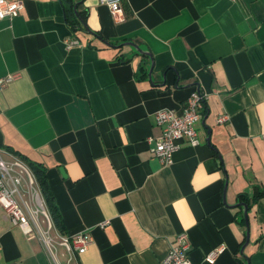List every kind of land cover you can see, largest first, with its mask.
I'll list each match as a JSON object with an SVG mask.
<instances>
[{"label":"crops","instance_id":"crops-1","mask_svg":"<svg viewBox=\"0 0 264 264\" xmlns=\"http://www.w3.org/2000/svg\"><path fill=\"white\" fill-rule=\"evenodd\" d=\"M9 1L24 8L0 21V80L16 76L0 147L46 169L64 232L93 243L53 257L0 206V264H162L182 233L192 264L219 247L216 264H264V0ZM195 92L201 144L164 165L155 115Z\"/></svg>","mask_w":264,"mask_h":264},{"label":"built area","instance_id":"built-area-1","mask_svg":"<svg viewBox=\"0 0 264 264\" xmlns=\"http://www.w3.org/2000/svg\"><path fill=\"white\" fill-rule=\"evenodd\" d=\"M101 5L107 6L113 15L122 12V0H99ZM24 5L21 1L0 0V21L14 20L20 16ZM67 50L79 46L77 39L65 40ZM16 76H9L0 80V87L6 88ZM206 97L198 92L193 93L187 100L182 113L174 110H161L155 115L156 126L161 130L157 140L154 155L164 165L173 164V154L182 145L197 147L201 144L198 124L202 120ZM229 120L227 115L220 116L218 124ZM264 140V135H263ZM24 187L26 190H24ZM0 206L12 226L21 228L27 236L37 237L53 255V249L45 241L40 214L45 216L51 230V218L44 199L36 182L35 176L28 164L6 148L0 147ZM70 254H83L93 243L90 234L82 233L73 236L61 235L53 226ZM191 240L187 233L179 234L171 243L170 251L162 264H192L190 252ZM225 251L224 247L211 250L206 256L208 264H216L218 258Z\"/></svg>","mask_w":264,"mask_h":264},{"label":"trees","instance_id":"trees-1","mask_svg":"<svg viewBox=\"0 0 264 264\" xmlns=\"http://www.w3.org/2000/svg\"><path fill=\"white\" fill-rule=\"evenodd\" d=\"M68 22H69V25L72 31L76 33L79 27H81L82 25L83 26L86 25V17L84 16L83 13L75 14V16H73V19H69ZM8 150L11 151L13 154L17 155L18 157H20L21 159H23L28 164V166L30 167L31 171L33 172L35 176L36 182L39 186L40 192L44 199L46 208L49 212L53 226L61 235H67L64 232L63 221L59 214L58 208L54 202V198L52 196L50 186L47 181L46 169L40 164L28 161L25 157L20 155L18 152H13L10 149ZM260 196L261 195H256L255 199H258Z\"/></svg>","mask_w":264,"mask_h":264},{"label":"rangeland","instance_id":"rangeland-1","mask_svg":"<svg viewBox=\"0 0 264 264\" xmlns=\"http://www.w3.org/2000/svg\"><path fill=\"white\" fill-rule=\"evenodd\" d=\"M40 219H41V221L44 222L42 224L46 226V229H43V232L45 233L43 235V237H44L45 241L48 243V245L51 247V250L52 249L55 250L56 247L59 245L60 247H64L67 250V252L70 253L69 250L65 246L62 245L61 239L58 237V234L56 233L54 228H52V223H51V230H49V223L45 219V216L40 214ZM53 253H55L54 255L57 256L58 250H56Z\"/></svg>","mask_w":264,"mask_h":264},{"label":"water","instance_id":"water-1","mask_svg":"<svg viewBox=\"0 0 264 264\" xmlns=\"http://www.w3.org/2000/svg\"><path fill=\"white\" fill-rule=\"evenodd\" d=\"M242 206L245 207V219L248 223V210H247L248 208L244 204H242ZM247 243H249V234H248V242Z\"/></svg>","mask_w":264,"mask_h":264}]
</instances>
